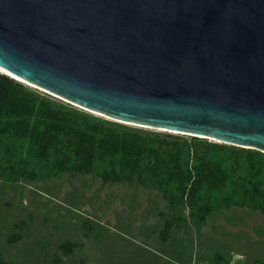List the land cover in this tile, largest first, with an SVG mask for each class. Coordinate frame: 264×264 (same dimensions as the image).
Wrapping results in <instances>:
<instances>
[{"label":"water","instance_id":"water-1","mask_svg":"<svg viewBox=\"0 0 264 264\" xmlns=\"http://www.w3.org/2000/svg\"><path fill=\"white\" fill-rule=\"evenodd\" d=\"M0 68L117 120L264 152V0H0Z\"/></svg>","mask_w":264,"mask_h":264},{"label":"rangeland","instance_id":"rangeland-1","mask_svg":"<svg viewBox=\"0 0 264 264\" xmlns=\"http://www.w3.org/2000/svg\"><path fill=\"white\" fill-rule=\"evenodd\" d=\"M5 76L55 109L135 131L155 145L229 156L240 167L235 176L246 181L236 182L244 189L228 205L230 191L203 192L195 206L205 202L212 210L201 221L186 203L169 202L174 193L166 196L150 183L104 182V163L88 173L53 171L27 141L3 138L0 264H264V152L117 120Z\"/></svg>","mask_w":264,"mask_h":264},{"label":"trees","instance_id":"trees-1","mask_svg":"<svg viewBox=\"0 0 264 264\" xmlns=\"http://www.w3.org/2000/svg\"><path fill=\"white\" fill-rule=\"evenodd\" d=\"M6 137L27 141L29 151L53 171L88 173L97 163H104V182L135 178L156 186L166 196L174 193L169 202L186 203L201 221L212 210L205 202L195 206L203 192L230 191L225 196L228 205L244 189V183L235 188L236 182L246 181V177L235 176L241 173L240 167L229 156H214L210 150L203 156L191 154L186 144L155 145L135 131L55 109L49 101L0 75V141ZM260 171L255 168L254 177Z\"/></svg>","mask_w":264,"mask_h":264},{"label":"bare ground","instance_id":"bare-ground-1","mask_svg":"<svg viewBox=\"0 0 264 264\" xmlns=\"http://www.w3.org/2000/svg\"><path fill=\"white\" fill-rule=\"evenodd\" d=\"M0 75H8L11 76L8 72L4 71L3 69L0 68ZM13 77V76H11ZM16 79V78H15ZM19 80V79H18Z\"/></svg>","mask_w":264,"mask_h":264}]
</instances>
